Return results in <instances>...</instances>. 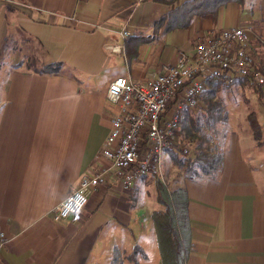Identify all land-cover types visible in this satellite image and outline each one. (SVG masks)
Listing matches in <instances>:
<instances>
[{
  "label": "crops",
  "instance_id": "obj_1",
  "mask_svg": "<svg viewBox=\"0 0 264 264\" xmlns=\"http://www.w3.org/2000/svg\"><path fill=\"white\" fill-rule=\"evenodd\" d=\"M172 1L0 0V264H162L159 251L145 250L151 239L157 246L158 208L135 196L155 180L124 190L100 155L117 110L108 83L148 79L181 51L193 53L198 37L250 24L264 73V0L229 1L183 27L156 25ZM54 62L57 71H41ZM256 92L260 139L226 131L216 173L174 182L188 198L185 264H264V84ZM103 168L82 211L53 220L82 174Z\"/></svg>",
  "mask_w": 264,
  "mask_h": 264
},
{
  "label": "built area",
  "instance_id": "obj_2",
  "mask_svg": "<svg viewBox=\"0 0 264 264\" xmlns=\"http://www.w3.org/2000/svg\"><path fill=\"white\" fill-rule=\"evenodd\" d=\"M257 37L250 25L215 29L197 38L193 53L181 51L174 63H162L150 78L119 75L108 83L106 99L117 110L100 155L110 161L122 189H130L141 178L160 179L163 154L177 143L183 111L198 106L209 80L231 82L241 77L250 84H264L253 54ZM106 169L82 174L77 186L52 208L51 218L77 216Z\"/></svg>",
  "mask_w": 264,
  "mask_h": 264
},
{
  "label": "trees",
  "instance_id": "obj_3",
  "mask_svg": "<svg viewBox=\"0 0 264 264\" xmlns=\"http://www.w3.org/2000/svg\"><path fill=\"white\" fill-rule=\"evenodd\" d=\"M229 1L241 3L244 0H175L169 4L167 12L156 21V25L164 23L167 29L183 27L189 24L194 16L216 14L219 7ZM58 68L59 62H54L42 66L41 71L55 72ZM239 83L250 84L248 79L241 77L231 82L209 80L208 87L201 94L198 106L194 109H184L179 125V136L181 139L192 140V153L189 156L178 155L180 137L177 138L178 142L173 147L166 149V152L171 155L174 164L183 168L185 176L199 178L204 175H213L219 169L222 162L220 148L222 142L217 135L221 133L217 130V124L226 122L228 118L225 98L221 91ZM251 85L255 86L256 91L261 90L260 84ZM254 114L253 112L248 114V121L252 134L259 140L261 130ZM225 132L226 128L223 135ZM217 138L220 139L219 143L215 142ZM154 185L156 200L162 206L151 213L161 262L162 264H185L192 249L189 238L187 191L183 186L168 188L167 184L160 179H155Z\"/></svg>",
  "mask_w": 264,
  "mask_h": 264
},
{
  "label": "rangeland",
  "instance_id": "obj_4",
  "mask_svg": "<svg viewBox=\"0 0 264 264\" xmlns=\"http://www.w3.org/2000/svg\"><path fill=\"white\" fill-rule=\"evenodd\" d=\"M248 3L252 2V0H247ZM251 25V24H250ZM208 87V86H207ZM221 94L224 96L225 104L228 106V118L226 122L218 123L217 130L221 131L217 135L221 138L223 135V131L228 126V134L232 132H240V133H249L252 131L249 121L248 114L251 112L254 113L255 105L259 102L258 94L256 92L255 86L251 84H235L225 88L221 91ZM201 101V100H200ZM255 116V114H254ZM256 117V116H255ZM232 127L230 128V125ZM226 134V133H225ZM180 135V134H179ZM180 143H178V155L179 156H189L193 150V142L191 139H181ZM218 139V138H217ZM178 142V141H177ZM184 174L183 168L174 164L172 157L169 153L165 152L163 154L162 166H161V175L160 179L167 184L168 188H172L174 186V182H180L182 176ZM150 179V178H147ZM152 180V179H151ZM146 190L143 192V189L136 190L135 196L138 197L139 202H147L148 206H152V202H155L154 205L156 208H160L158 205V201L155 198L154 194V183L151 182L147 184ZM175 187V186H174ZM158 203V204H157ZM148 231H152V228L149 224H147ZM145 250L149 255V258L152 256H157L158 250L156 246L155 240L148 241V244L145 245ZM141 255V254H140Z\"/></svg>",
  "mask_w": 264,
  "mask_h": 264
}]
</instances>
